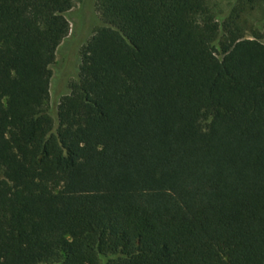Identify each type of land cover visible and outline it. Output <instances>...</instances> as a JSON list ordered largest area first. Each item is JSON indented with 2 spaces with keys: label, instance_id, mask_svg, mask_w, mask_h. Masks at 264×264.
<instances>
[{
  "label": "trees",
  "instance_id": "obj_1",
  "mask_svg": "<svg viewBox=\"0 0 264 264\" xmlns=\"http://www.w3.org/2000/svg\"><path fill=\"white\" fill-rule=\"evenodd\" d=\"M264 0H0V264H264Z\"/></svg>",
  "mask_w": 264,
  "mask_h": 264
},
{
  "label": "rangeland",
  "instance_id": "obj_2",
  "mask_svg": "<svg viewBox=\"0 0 264 264\" xmlns=\"http://www.w3.org/2000/svg\"><path fill=\"white\" fill-rule=\"evenodd\" d=\"M73 6L67 12L70 31L57 48L55 61L51 65L52 77L49 89V107L57 121L56 107L60 98L70 93L72 82L79 76L82 50L95 31L104 23L97 6V0H72ZM236 0H217L218 7L228 12ZM250 28L247 38L264 43V2L261 7L249 15Z\"/></svg>",
  "mask_w": 264,
  "mask_h": 264
}]
</instances>
